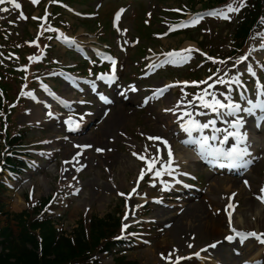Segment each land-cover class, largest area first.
<instances>
[{
  "label": "rangeland",
  "instance_id": "rangeland-1",
  "mask_svg": "<svg viewBox=\"0 0 264 264\" xmlns=\"http://www.w3.org/2000/svg\"><path fill=\"white\" fill-rule=\"evenodd\" d=\"M72 1L82 4L78 6L74 2H69L74 10H85L86 7H90L89 11H91L94 7L91 12L96 14V4L103 0ZM140 1L141 4L139 3L138 5L141 6V9H137L135 3L125 1L130 2L131 7L127 8L122 22V26L128 29L129 35L127 33L126 37L129 36L130 44H136V55L135 53L128 55L129 60L133 63H129L127 54L121 52V50H124L126 53H132L135 50V46L124 45L121 37L122 32L119 35H116L117 32L112 35L111 33L109 35L105 33L99 35L98 38L95 34L100 29L97 23L93 20H83L86 22V26H90L86 28L82 25V21L76 20L67 10L63 11V15L67 19V24H60L61 20L58 18L56 24L62 25L63 27L52 25L51 28H56L61 32L63 31L65 36L75 38L77 41H83L81 44L86 47L89 44L97 45V42L101 44L108 43L118 52L117 54L121 56V60L123 59V65L121 64L120 69L121 76H123L122 73L124 71L128 72L131 66H135L133 64L139 60L138 58L145 54L180 51L184 48L197 47V44L204 42L212 47L210 53L215 54V51H226L227 46L222 45L226 41H229V38L233 34L232 30L238 27L237 21H234V19L236 18L235 15L238 12L240 13V9L237 12L231 13L224 11L230 19L219 18V16L217 18L221 20L217 18L200 19L196 24L203 23V26L210 27L212 30L211 33L203 37L192 30L176 34L169 32V34L157 37L161 32L164 33L169 30L171 21L176 17L165 11L170 10L172 12L173 10L171 9L180 8V4H187L189 0ZM192 1L194 3V9H200V6H203L200 2H203V0ZM245 2L246 0H242V3L239 0L236 4L242 5ZM48 3V1L44 0L43 5L33 11L32 17H30L28 22H18L15 13L9 16L10 10L5 11V14L9 16L7 18L11 19L5 27L9 28L10 32H14L12 33V38L17 41L16 44H22L21 41H18V38L21 35L23 36V31L25 34L30 33L32 36L37 34L38 28L36 27V23L31 21V19L34 20L33 18L38 16V14L49 11L46 6ZM211 3L213 2H205V5L208 4L211 6ZM116 4L112 0H104L102 9L98 12L97 19L100 20L99 23L104 24L108 31H113L114 26L117 25V21L111 18V13L117 9ZM128 5L126 3L125 7ZM2 6L6 9L10 8L9 5L7 6L4 3L0 4V8ZM26 7V11H31L30 9L32 7H28V4ZM235 7L238 6L235 5ZM186 14L188 16L189 12ZM12 15L15 18H11ZM253 21V19H250L248 22ZM257 24L259 23L257 22ZM261 27L257 32L253 33L251 54L238 65L235 67L226 66L218 74L208 73V71H211L209 69L217 70V67L214 66L215 63L206 65L207 67L199 76L200 80L206 81V83H198L200 85L199 89L193 90L192 88L190 91H184L178 85H174L167 88L161 94L163 98L160 101L150 103L146 107H141L142 99L147 95L146 92L142 91L141 79L128 83L121 80L124 83L122 85L120 84L119 91L121 92L117 97L115 92V96H112L111 90L110 98L114 101L110 106V112L103 114V116L102 108H107V106L97 102L93 92L86 90L85 87H83L85 89L83 93H75L71 90L73 86L68 81L70 77H73L71 71L67 76L61 77V80L53 79L54 85L56 86L53 94L54 96L61 97L65 104H69L70 101L77 103V100L80 98L91 104L83 107L86 109H82V112L84 111L85 113L87 111L88 114H92L88 120L90 121L92 119V125L94 124V126L87 133L71 136L64 131L61 124L56 120L43 121L38 117V113H35L36 116L34 117L29 114L27 115L28 110L32 109L34 111L36 107L42 113H45L44 111L47 107H43V102L54 105L56 108L58 107V104L46 97L43 93V89L47 88L45 85L43 86L42 84L39 90H34V95L31 93L32 95L26 97L27 106L25 110L22 112L18 110L17 115H15L18 125L31 123L29 128L24 130L25 139H23L27 140L26 151L28 155L24 156V160L28 162L29 169L25 168L17 175L9 174L8 172L0 173V178L10 187L2 193L1 201L4 203V206L0 210V226H6L10 222L9 225L13 232L15 234L18 233L20 230L19 224L9 214H17L22 218H28L24 212L28 210V198L26 196L33 201L41 198H51L48 205L51 203L52 207H50L47 213L55 218L57 226L63 232H70L72 228L76 227V224L79 226L78 222L82 216L89 217L93 214L102 219L111 217L110 223L112 224L109 223L108 228L103 231V239L111 243L110 236L113 231H115L112 234L115 240L123 237L121 232L117 230L120 223L122 227L124 224H127L128 227L132 225L134 230L123 238L125 242L120 250L123 255L119 256L120 254L115 253L119 251L120 247V245L115 247L119 244L116 242L115 248L111 251L102 252L97 255L101 264H168L167 261L161 258V254L167 255L173 252V259L177 255L187 257L206 244L222 241L224 234L231 233L230 228H242L236 225V221H239V219L242 221L246 220L251 225L257 224L258 227L264 226V220H261V214L257 213L258 209L259 211H264V202L258 198L264 195V193H261V189L264 188V158L255 159L252 168L246 174L238 177L232 175L226 177L219 176V174L205 170L201 163H197L198 161L194 162L195 160L192 156L189 157V154L187 155L184 150L176 147L178 145L176 139H179V133L173 124L182 114L179 109H193V106H189L187 102L193 100L195 95L201 94L204 89H207L209 93L215 92L217 98L220 99L223 98L220 96V93L230 94L232 97L233 91L238 90L246 96L243 87H246L249 91L248 100L252 98L251 95L253 93L258 96V92L260 91L258 84L261 82L264 85V21ZM200 32L204 33L203 29ZM219 43H222L221 46H219ZM55 47L57 48V46ZM56 48H53L48 53V57H59L60 62L67 60V56L63 54L64 48L61 47L62 50ZM242 52L240 51V53ZM195 58L197 57L192 56L190 61L194 63V66L198 63L202 64V59L197 58L198 62ZM185 64L179 63L176 68L173 67V69L168 70L171 72L166 71L164 75L168 77V80L157 77L151 78L147 82L151 84L153 89L161 87L166 83L168 85L170 83H181V80L185 79L184 75L186 71L191 68L190 63L184 66ZM80 66L85 69L86 74L90 73V69L86 64H81ZM249 66L252 69L251 72L248 71ZM132 75L133 68L129 73V78ZM209 77H211V80ZM234 77L238 78L240 82H233ZM218 79H224L228 83H215ZM200 80L198 82H201ZM48 83L52 85L51 80H48ZM95 83H97L96 80ZM209 84H212L213 87L208 88ZM132 85H136L137 90L126 91L122 89L124 86ZM97 87L96 85V91ZM14 93L15 87L13 86L12 91L10 86L1 91L2 95L7 94L9 100H11L12 95L14 96ZM124 93L127 97L124 96ZM232 99L235 101V97H232ZM197 104L198 101H193V105ZM6 106L9 108L8 101ZM166 109L176 110L166 111ZM195 111L197 115H201L199 114L200 112L203 113V109L197 108ZM74 117L77 119V116ZM250 128L251 134L253 135V127ZM3 132L4 129H2ZM68 136H71V138L65 139ZM150 136L161 137L168 143L172 142L174 148L172 150L173 155L179 156V159L173 163V174L177 173L178 175L180 169L184 168L191 175L195 173L196 176H193L195 179L197 177V181H201L202 184L195 185V187L194 185H190L189 190L181 186L172 185L174 189L168 193L164 191V185L157 186L156 183L163 179L159 178L160 176H155L154 171L160 169L162 164H166L167 160V153L163 146H161L160 152L161 159L157 163L156 168L153 172H146L143 179H140V170L145 168L146 165L144 161L134 156L133 152L145 154L146 158H148L155 152L152 145L154 143L162 144V141L148 140ZM255 136H257V140H255L256 146L264 145V126L262 131L256 133ZM172 139H175V145ZM35 144H41L43 151L40 148H36L35 150L32 147ZM81 144L91 145L92 147L86 151H82L80 147H77V145ZM145 146H148L147 153L144 152ZM96 149H102V151H97ZM56 150L58 152H55ZM74 157L75 159H73ZM120 160H123L125 163L131 160L135 165L131 163L134 166L133 169L122 172L119 165ZM182 162L185 164L183 165ZM77 169L80 170L77 171ZM166 174L164 172L162 176ZM245 181H247V184ZM133 189L136 191L133 192ZM158 189L160 190L159 192ZM175 189L186 191L180 195L176 193ZM121 193L125 195H121ZM129 193H131L130 196L127 195ZM233 193L235 194L234 196L232 195ZM154 198L157 202H154ZM247 200L249 201L248 204L246 203ZM180 203H183L186 207L180 208ZM230 203L234 207L229 208L228 205ZM195 204L203 207L202 228L192 229L186 225H182L181 228L176 230V233L173 232L172 228L175 224V218L178 216L182 217L186 208ZM255 208L256 210H253ZM180 210L185 211L180 215ZM229 212H231V227H229ZM240 214L242 216H239ZM118 215H120V222H118ZM126 216L127 219H125ZM213 226L219 229V234H214L211 231ZM40 227L35 226V240L41 239L40 231L42 229ZM51 229H54L51 225L48 228L45 227V230ZM245 230L258 231V229ZM189 244L192 247H189ZM222 247L224 250L230 252L229 249L234 246L225 244ZM262 247L263 245L260 243L254 245L253 242L249 241L246 246L239 247L242 252H239L238 256H232L231 260L226 259L222 253H219L220 250L218 247L215 250L211 248L213 249L211 252L209 249L205 253H200V255L206 254L208 258L201 259L200 255L189 257L188 259L179 261V264H215L217 258L224 260L227 264H240L246 258L248 260L258 259L260 264H264ZM95 252H98V250Z\"/></svg>",
  "mask_w": 264,
  "mask_h": 264
},
{
  "label": "snow or ice",
  "instance_id": "snow-or-ice-1",
  "mask_svg": "<svg viewBox=\"0 0 264 264\" xmlns=\"http://www.w3.org/2000/svg\"><path fill=\"white\" fill-rule=\"evenodd\" d=\"M5 2L13 4L14 7L17 9H19L21 7V5L19 3H17L16 0H0V4H3ZM32 2L37 3L38 0H32ZM54 2H55V0H54ZM241 3H242V0H241ZM227 8H228V12L239 11V7H233L231 4H229L227 6ZM0 11H8V9L0 8ZM208 15L219 16V17H222L225 19H230V17L227 15V13L224 12L223 10H212V11L208 12ZM21 17L25 18V17H23V14H21ZM117 19H119V13L117 14ZM200 19H202V16L200 14H197L190 21L183 22V23L177 25V27H186L189 25H195L196 23L199 22ZM10 23H11V21H10ZM53 31H55V30L53 29ZM61 35H63V34H61ZM64 39L68 43L73 42V41L69 40L68 37H64ZM33 43H35V41H33ZM192 51H193V49L188 48V49H182L180 51H171V52L165 53L164 55H165L166 59L163 61V63H172V64L183 63L190 58ZM30 59H33V58H30ZM35 59H39V58L37 57ZM109 59H111V58H109ZM208 59L213 60L212 57H208ZM245 59H246V57L241 56L238 58L236 63H239ZM115 63H116V61L112 60L113 70L115 67ZM220 63H223V61H220ZM233 67H235V64L233 65ZM248 71L249 72L252 71L250 66L248 68ZM253 75H255V73H253ZM100 78H105L104 74H102ZM209 79H211V77H209ZM233 82L239 83L240 81L238 78L234 77ZM183 83L187 84L189 82L185 81ZM191 83L192 84L206 83V81H201V82L192 81ZM215 83L226 84L228 82L225 81L224 79H218L217 81H215ZM169 87H171V85H165L164 89H158L157 91L160 92L161 94H163V92L166 91L167 88H169ZM212 87H213L212 84L208 85V88H212ZM133 90H135V89H133ZM27 94L32 95L31 93H27ZM258 95L264 96V85L260 86V91L258 92ZM220 96H222L223 99L217 98V95L215 92L209 93L207 91V89H204V90H202L201 94L195 95L193 97V100L188 101L187 104L189 106H193L194 110L199 108V109H205V110H208L212 113H215L218 118L235 117V119L231 120V121L225 120V122L229 123L230 127L235 129V131H229L228 129L216 128L215 127V124H216L215 119L209 120L207 123H201L199 120H196L193 118L192 112H189L186 109H179L182 113V115L180 117H178L179 120H183V118L185 116L188 117V120L185 122H182L180 124V127L184 132L191 134L193 131H199L202 133L204 129L209 128L211 126L213 129V135L210 137L202 135L196 141V143L199 145V147L201 149L200 154L203 156L204 152H207L210 156H213L215 158H225V159H227L229 161H233V162L241 161L243 159V157L250 155V153L248 152V147L246 145L247 133L240 131V129H242L244 127L245 120L242 116L239 115V113L241 111H243V112L248 113V114H253L256 108H260L262 111H264V101H259L257 104L253 105L252 101L249 100L248 103H249L250 107L242 108L239 103L235 102L232 99L230 94L220 93ZM207 97H211V98L208 99ZM241 98L243 99V95H241ZM101 99L106 100L107 98L101 96ZM193 101H198V104L193 105ZM175 110L176 109H166V111H175ZM199 114H203V113L200 112ZM261 119H264V117H261ZM65 123L69 125V131L75 130V128L73 127L74 124H75V127H79L78 122H74L71 117H69V119L66 120ZM257 126H259V125H257ZM220 132L224 133V138H223V140L220 141L221 146L214 147V146L209 145V143H208L209 140L210 139L211 140H217L218 136L216 134L220 133ZM229 137H233L235 139V143L232 144V146L230 148L226 149L223 147V144L228 142ZM148 140H150V141H162V144L154 143L152 145V147L155 149V152L153 154H151L148 158H146L145 154H137V153L133 152V155L136 156L138 159L144 161V163L146 165L145 168H142L140 170L139 178L143 179L146 172H153V170L156 168L157 163H159L160 159H161V156H160L161 146H163L167 149V160H166V164H162L160 169H157L154 171V175L159 177L164 172H167L169 175H171L172 171H173L174 159H173V153L171 151L170 145L168 144V142L166 140H163L161 137L150 136V137H148ZM184 142L187 143L188 141H184ZM241 144H245V146L240 147ZM77 147L87 148V147H91V145H77ZM96 150L102 151V149H96ZM144 152L145 153L148 152V146H145ZM73 159H75V157ZM243 163H244V166H247L248 164L251 163V161L246 160V161H243ZM79 170L80 169H77V171H79ZM245 183L247 184V181H245ZM132 191L135 192L136 190L133 189ZM261 193H264V188L261 189ZM121 195H125V194L121 193ZM127 195L130 196L131 193H129ZM232 195L234 196L235 194L233 193ZM258 198L261 199L262 202H264V195H261ZM229 199L231 200V198H229ZM228 207L232 208L234 206L230 203L228 205ZM125 219H127V216L125 217ZM127 227H128V225L124 224L122 227V232ZM229 227H231V212H229ZM232 231L235 232L236 230L232 229ZM237 235H245V234L237 233ZM247 235L257 236L258 234L253 232V233H248ZM224 239L227 241H231L232 239H234V237H233V235L229 234V235H226L224 237ZM260 239H261V243H264V235L260 236ZM218 243H220V242L217 241V242L209 245V247L215 248ZM188 246L192 247L191 244H189ZM175 251H178V250H175ZM195 255L199 256V253H195ZM161 258L164 259L165 261H167L168 264H179V261L186 259L185 257L178 256V255L175 256V259H173V252H170L167 255L161 254Z\"/></svg>",
  "mask_w": 264,
  "mask_h": 264
},
{
  "label": "trees",
  "instance_id": "trees-1",
  "mask_svg": "<svg viewBox=\"0 0 264 264\" xmlns=\"http://www.w3.org/2000/svg\"><path fill=\"white\" fill-rule=\"evenodd\" d=\"M210 1L219 3L225 0ZM246 29L244 24L243 29H238L236 36H245ZM0 187L2 188L1 185ZM2 207L0 201V208ZM13 218L17 220L20 231L15 234L8 225L0 227V264H96L92 260L93 254L100 246L103 231L108 228L111 220V217L102 219L93 216L89 227L80 222L68 234L54 229L45 230L48 225L33 223L31 218L19 215H13ZM35 226H41L42 229L39 253L36 251Z\"/></svg>",
  "mask_w": 264,
  "mask_h": 264
},
{
  "label": "bare ground",
  "instance_id": "bare-ground-1",
  "mask_svg": "<svg viewBox=\"0 0 264 264\" xmlns=\"http://www.w3.org/2000/svg\"><path fill=\"white\" fill-rule=\"evenodd\" d=\"M255 26L257 27L259 25L251 24L248 27L249 28H254ZM33 115L34 114L32 113L31 116L33 117ZM43 117H45V116L43 115ZM183 150H185V153L188 155V151L186 149H183ZM131 163L133 165H135V163L132 162L131 160H129V162L127 161L126 163L123 160H120V164H119L120 165V170L122 172L130 171L134 167ZM121 182H123V181L121 180ZM211 200H214V199H211ZM246 203L248 204L249 201L247 200ZM253 210H256V208L253 209ZM184 211L185 210H183L182 212H184ZM182 212L180 213V215L182 214ZM257 213L261 214V220L263 221L264 220V211H262V210L259 211V209H258ZM203 214H204L203 213V207L201 205H196L195 204V205L189 206L188 208H186V211L182 215V217L178 216V217L175 218V224H174V227L172 228L173 232L176 233V230L181 228L182 225H186V226H188V227H190L192 229H196V228L201 229L202 228L201 227V224H202L201 221L203 219L202 218ZM239 216H242V215L240 214ZM236 225H239L240 227L245 228V229H258L259 231H264V226L258 227L257 224H252L251 225V223L247 222L246 220L242 221V220L239 219V221H236ZM211 231H213L214 234L215 233L219 234V229L217 227H215V226H213V229ZM219 253H222L226 259H229V260L232 259V257L228 253H226V250H224V248H221Z\"/></svg>",
  "mask_w": 264,
  "mask_h": 264
}]
</instances>
